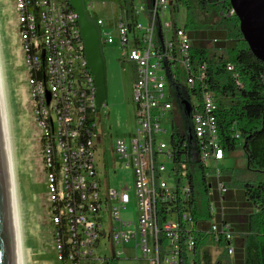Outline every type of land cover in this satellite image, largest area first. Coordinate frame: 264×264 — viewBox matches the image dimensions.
<instances>
[{
    "label": "built area",
    "instance_id": "built-area-1",
    "mask_svg": "<svg viewBox=\"0 0 264 264\" xmlns=\"http://www.w3.org/2000/svg\"><path fill=\"white\" fill-rule=\"evenodd\" d=\"M14 5L32 113L40 130L57 264H117L123 255L147 264H193L196 231L221 238L232 254L234 231L229 221L221 220L227 186L218 167L224 150L214 114L217 103L204 85L202 67L192 66L188 32L183 25H173L171 0H150L147 8L143 1H133L130 16L116 7L108 20L94 18L103 43L114 41L110 31L115 30L121 64L133 68L135 128L127 137H116L112 148L132 171L133 219L120 215L130 201L127 182L111 187L98 175L95 149L103 132L97 126L106 115L105 103L96 106L94 78L70 0H14ZM167 72L191 104L197 159L211 195L202 224L190 211L188 149L186 159H175L171 141L158 137L172 115L170 93L165 94ZM164 160L171 163L169 169Z\"/></svg>",
    "mask_w": 264,
    "mask_h": 264
},
{
    "label": "rangeland",
    "instance_id": "rangeland-1",
    "mask_svg": "<svg viewBox=\"0 0 264 264\" xmlns=\"http://www.w3.org/2000/svg\"><path fill=\"white\" fill-rule=\"evenodd\" d=\"M118 0H83L85 10L92 19L101 17L104 21L112 15V4ZM142 2L144 0H133ZM176 10V24L183 25L186 10L182 5H178ZM142 23L146 22L144 16L140 17ZM108 29V27H104ZM114 41L103 43L101 40V52L104 56L106 66L107 96L104 99L105 105L102 111H106L102 122L98 123L97 129L103 132L100 142L95 149V163L98 168L99 177L103 185L118 188L124 182L129 185L130 201L126 207L120 211L123 219H133L136 215V206L133 193V175L129 167H124V163L113 152V143L116 137H127V133L135 128L134 105L132 102V80L133 68L130 63L121 64L120 47L115 30L111 29ZM101 39V35H100ZM209 44L211 42L209 41ZM19 36L18 17L15 10L14 0H0V54L3 73L4 94L9 120L11 135V146L14 158V172L16 183V195L18 201V211L20 220L21 241L24 240V228L31 230L30 237V257L26 259L25 246L22 241L23 262L27 264H57L56 250L52 240V226L50 223V213L48 205L50 203L47 190L46 172L41 159L40 130L33 117V99L30 96L28 86V75L24 62V52L21 47ZM181 70V68H179ZM183 77L180 74V84ZM6 88V89H5ZM170 93L169 100L172 103V115L170 121L163 123L165 132L158 134L159 139L170 143L172 131L171 120L177 119L176 112L180 116L182 123L191 122L178 103L174 85L166 86L165 94ZM192 101V99H191ZM188 155L190 159L197 158L195 139L187 141ZM166 169L171 167L168 160H164ZM211 164V163H210ZM246 156L242 149V139L239 138L233 149L224 151V158L218 164L223 174L228 172L234 174H245ZM170 183L172 180L167 178ZM233 182V181H232ZM230 189L236 205V211L232 216L241 221L245 218L247 208L239 204L238 195L240 193L236 183H232ZM199 197V196H198ZM29 222V226L27 221ZM22 222V224H21ZM37 225V229L32 232L31 227ZM26 224V225H25ZM37 232V233H36ZM206 234V233H204ZM203 248L208 249L211 255V262L217 259L229 264L232 254H226V242L215 241L212 235L206 234L203 238ZM128 246V244H125ZM232 245L239 249L242 245V237L233 233ZM24 250V251H23ZM189 259L192 254L189 253ZM26 259V260H25ZM117 264H147L141 258L126 259L120 258Z\"/></svg>",
    "mask_w": 264,
    "mask_h": 264
},
{
    "label": "trees",
    "instance_id": "trees-1",
    "mask_svg": "<svg viewBox=\"0 0 264 264\" xmlns=\"http://www.w3.org/2000/svg\"><path fill=\"white\" fill-rule=\"evenodd\" d=\"M143 3L147 8L150 0ZM132 4L133 0H118L113 4L114 13L119 7L130 16ZM178 5L186 10L183 27L192 42V66L202 67L204 85L214 93L220 144L224 151L230 150L241 138L246 156L245 174L234 176L221 171V179L227 186L223 202L225 213L221 220L229 221L233 231L242 237V245L235 248L229 264H264V63L253 55L243 39L237 16L228 14L231 8L229 0H171L170 9L174 17ZM175 19L173 25L176 27ZM227 65L232 68H227ZM179 72L183 77V70ZM176 116L177 119L171 120L170 141L174 158L186 159L188 135L184 123L178 120L177 112ZM188 165L192 187L190 211L202 224L201 221L208 217L211 195L198 159L189 160ZM232 183H236L240 190L239 204L247 208L241 221L231 214L237 209L230 194ZM204 235L202 232L194 233L193 264H226L221 259L211 262L210 252L202 246ZM215 241L221 242L222 239ZM225 251L228 254L226 247Z\"/></svg>",
    "mask_w": 264,
    "mask_h": 264
},
{
    "label": "water",
    "instance_id": "water-1",
    "mask_svg": "<svg viewBox=\"0 0 264 264\" xmlns=\"http://www.w3.org/2000/svg\"><path fill=\"white\" fill-rule=\"evenodd\" d=\"M234 14L239 20V29L249 49L264 63V0H229ZM76 12L85 59L96 87V106L107 96L106 66L101 52L100 28L85 10L83 0H70ZM157 36L160 26L157 22ZM166 68V67H165ZM167 71V68H166ZM167 81L174 85L178 103L183 113L191 119V104L184 89L175 84L168 75ZM264 83V72H263ZM188 140L195 139L192 120L184 123ZM189 156V155H188ZM189 160H193L190 159ZM0 264H21L18 222L16 214L12 166L8 142L6 119L0 88Z\"/></svg>",
    "mask_w": 264,
    "mask_h": 264
},
{
    "label": "bare ground",
    "instance_id": "bare-ground-1",
    "mask_svg": "<svg viewBox=\"0 0 264 264\" xmlns=\"http://www.w3.org/2000/svg\"><path fill=\"white\" fill-rule=\"evenodd\" d=\"M1 66H2V63H1V54H0V88H1V94H2V100H3V107H4V113H5V119H6V126H7V133H8V142H9V150H10V158H11V166H12V176H13V187H14V196H15V205H16V214H17V222H18V231H19V241H20V251H21V264H24L25 262H23V254L24 253H22V241H21V233L22 232H20V220H19V209H18V199H17V195H16V183H15V168H14V158H13V150H12V147L13 146H11V133H10V129H9V118H8V116H7V109H6V102H5V94H4V84H3V73H2V68H1ZM6 89V88H5ZM21 224H22V222H21ZM23 249H24V247H23ZM24 251V250H23ZM26 260V259H25Z\"/></svg>",
    "mask_w": 264,
    "mask_h": 264
},
{
    "label": "crops",
    "instance_id": "crops-1",
    "mask_svg": "<svg viewBox=\"0 0 264 264\" xmlns=\"http://www.w3.org/2000/svg\"><path fill=\"white\" fill-rule=\"evenodd\" d=\"M111 10H112V12L114 11V10H113V4H112V7H111ZM111 16H112V15H111ZM20 47H21V45H20ZM126 63H128V62H126ZM230 194L233 195L232 190L230 191ZM26 222H27V224H28V226H29V222H28V220H27ZM50 223H51V221H50ZM25 225H26V224H25ZM51 226H52V224H51ZM37 228H38L37 225L34 223V226L31 227L32 232H34ZM29 232H31L30 229H29V231H28L27 228H24V240H23V243H24V246H25L26 259H27V257H30V249H29V247H28V244H30V237L28 236V233H29ZM36 233H37V232H36ZM27 264H30V262L27 263Z\"/></svg>",
    "mask_w": 264,
    "mask_h": 264
}]
</instances>
